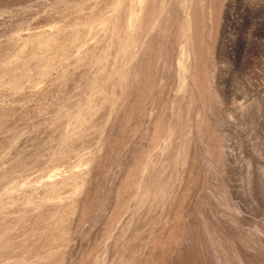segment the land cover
Here are the masks:
<instances>
[{"label": "rangeland", "instance_id": "374dc122", "mask_svg": "<svg viewBox=\"0 0 264 264\" xmlns=\"http://www.w3.org/2000/svg\"><path fill=\"white\" fill-rule=\"evenodd\" d=\"M0 264H264V0H0Z\"/></svg>", "mask_w": 264, "mask_h": 264}]
</instances>
